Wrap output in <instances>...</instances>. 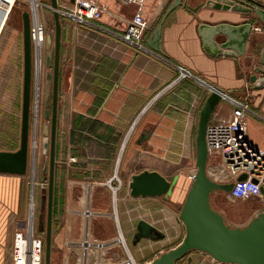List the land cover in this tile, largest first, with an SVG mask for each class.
I'll use <instances>...</instances> for the list:
<instances>
[{
    "label": "crops",
    "instance_id": "1",
    "mask_svg": "<svg viewBox=\"0 0 264 264\" xmlns=\"http://www.w3.org/2000/svg\"><path fill=\"white\" fill-rule=\"evenodd\" d=\"M40 1L47 9L50 0ZM73 2L57 0V7L68 8ZM99 2L105 11L87 25L75 24L59 14L53 201L57 207L64 204L73 212L81 211L83 187L93 185L89 205L101 214L91 220L93 239L109 241L120 234L137 264H151L176 248L185 236L180 210L176 208L182 206L189 182L182 170L175 169H186L195 161L199 113L211 94L208 88L247 103L256 117L260 115L254 110L264 109V86L254 89L250 82L252 75L264 82V73L255 72L264 48V24L246 13L204 9L201 1L195 0H183L166 15L173 0H164L161 5L158 0H146L143 16L149 30L144 35L145 50L138 51L119 39L136 7L121 0ZM32 3L37 5L35 0ZM42 11L40 19L44 24L50 16L54 20L52 11ZM34 15L37 20V8ZM163 19L158 53L147 43ZM220 23L252 24L243 56L213 57L205 52L198 26ZM179 69L190 76L183 78ZM230 109L229 103L220 101L213 115L224 118ZM143 172L157 173L173 183L171 194L132 197L131 179ZM105 183H119L121 187L113 196ZM97 190L104 194L105 201L94 195ZM257 211L256 215L262 213L264 207ZM111 213H115L116 220ZM70 217L79 222L78 215ZM95 218L115 221L118 233L106 234L103 225L94 223ZM141 220L164 238L135 243ZM74 229L68 223L67 232L71 234ZM116 250L122 253L121 248ZM9 262L0 256V264ZM175 264L221 263L205 253L191 251Z\"/></svg>",
    "mask_w": 264,
    "mask_h": 264
},
{
    "label": "water",
    "instance_id": "2",
    "mask_svg": "<svg viewBox=\"0 0 264 264\" xmlns=\"http://www.w3.org/2000/svg\"><path fill=\"white\" fill-rule=\"evenodd\" d=\"M183 0H173L166 15L177 8ZM201 1V7L213 11H231L234 13H246L253 16V20L264 24V0H195ZM54 18V49L51 46L50 37H46L45 44V105L44 119L50 120V125L43 127L42 153L48 157V185L46 196V227H45V251L44 264L51 262V235H52V209L54 190V166H55V128L57 109V82L59 66L60 23L57 10V0H50ZM22 51H23V78L22 99L20 116L19 147L14 152L0 151V174L10 176H24L27 172L28 162L32 172L34 171L35 150L32 147L29 152V120L30 99L32 84V47L30 29L31 16L27 12L22 13ZM164 19L160 21L151 35L148 46L158 53L161 52L160 36ZM2 13L0 12V25ZM252 24L229 25L220 23L217 25L200 24L198 33L202 39L205 52L213 57L228 56L241 57L245 54L247 40L251 34ZM35 63L37 51H35ZM40 60L38 64L40 66ZM259 66L256 73H264V48L259 58ZM37 77V75H36ZM250 82L253 88H262L264 82L256 80L252 75ZM221 90L215 89L207 97L200 113L196 133L195 150V179L191 183L185 199L182 203L179 220L185 229V236L181 243L174 249L160 255L151 264H175L191 251L205 253L214 261L221 264H264V212L253 218L243 228H232L225 223L223 216L214 211L210 206V197L214 192L229 193L232 184L219 185L212 182L206 173L207 150L205 145V131L210 117L221 101ZM30 154V155H29ZM47 172V163L43 173ZM245 175L237 180L243 181ZM173 183L166 181L157 173L143 172L135 175L129 184L132 197H161L168 196L173 190ZM43 228L39 227V232ZM164 235L147 222H138L134 235V242L142 239L159 241Z\"/></svg>",
    "mask_w": 264,
    "mask_h": 264
},
{
    "label": "rangeland",
    "instance_id": "3",
    "mask_svg": "<svg viewBox=\"0 0 264 264\" xmlns=\"http://www.w3.org/2000/svg\"><path fill=\"white\" fill-rule=\"evenodd\" d=\"M158 1L160 5L164 3V0ZM35 3L37 4V20L41 21L40 15L43 12L42 10H47L51 13V5L46 4L47 9H45L40 0H35ZM32 10V0H14L5 24L0 31V151L14 152L19 147L23 78L21 18L22 13L27 12L30 14L31 21L33 22L34 14ZM57 10L59 13L60 9L58 7ZM41 24L45 29V38L50 37L51 46L49 51L53 54L55 28L52 16H50L48 23L45 22L44 24L41 21ZM35 51H37V48L34 46L32 47V84L29 120V152L31 153L33 147L35 150L34 171L32 172L29 159L27 172L24 176L18 177L0 174V256L5 261H10L9 264H12L17 235H22L25 240L28 237L29 220L34 238L40 239L43 243V255L45 251L49 150L47 155L42 153V133L43 125H50V120H45L43 115L45 109V44L42 43L39 48V60L41 62L39 75L36 73ZM254 112L260 115L261 117H257L261 119L257 118L256 115L255 117L251 114L246 116L247 135L250 142L264 152V109L258 108ZM46 163L47 172L43 173ZM193 168H195V161H192L188 168L175 169V172L182 170L183 173L181 174L185 176L187 181V176ZM94 195L105 201L101 190H97ZM152 202L161 204L160 201ZM210 206L214 211L223 216L228 226L243 228L253 218L257 217L256 213L261 205L257 200L233 203L228 200L224 192L218 191L211 195ZM178 207L175 208L180 210L181 207ZM65 213L66 207H64V204L63 207L59 206V204L57 207L53 201L51 264H61L62 257L66 254L64 240H71L79 236V222H77V218L72 219ZM70 219L71 221H68V223H72V227H75L71 234L67 232L68 223L66 222ZM95 222L97 225L104 226L106 234L113 235L118 233L115 221L95 218ZM40 225L43 228L42 232H39ZM110 227L111 229H109ZM42 264H44V261Z\"/></svg>",
    "mask_w": 264,
    "mask_h": 264
},
{
    "label": "built area",
    "instance_id": "4",
    "mask_svg": "<svg viewBox=\"0 0 264 264\" xmlns=\"http://www.w3.org/2000/svg\"><path fill=\"white\" fill-rule=\"evenodd\" d=\"M121 1L135 6L136 12L127 20L124 32L119 39L136 50L143 51L145 50L144 35L149 30L148 21L143 16L146 0ZM104 11L105 8L99 0H74L70 7L59 10V14L69 18L75 24L87 25L97 21ZM33 20L30 38L37 48V44L41 46L44 43L45 29L39 20ZM179 71L183 78L190 76L182 69ZM208 90L213 92L215 88L209 87ZM220 96L221 101L231 105V109L224 118L212 114L206 126L207 176L219 185L232 184L230 192L225 193L231 202L243 203L257 200L264 207V152L250 142L246 130V116L255 115L250 111L247 103L236 101L225 93H220ZM195 174L196 168H193L187 176L189 187L195 179ZM242 175L246 178L238 181L237 179ZM103 185L111 190L113 196L121 187L119 183ZM92 186L89 184L83 187V210L73 212L66 209L67 215L79 217V236L74 241L64 242L66 254L63 256V264H137L128 252L122 235L119 234L109 241H98L91 236V220L101 215L92 210L89 205L88 196ZM110 217L116 220L115 213H111ZM68 221L70 220L66 222ZM28 231V240L23 239L22 235L16 237L12 264H42L44 261L43 243L40 239L34 238L30 220ZM19 240L23 241L22 256L17 247ZM118 248L122 249V253L116 250Z\"/></svg>",
    "mask_w": 264,
    "mask_h": 264
},
{
    "label": "bare ground",
    "instance_id": "5",
    "mask_svg": "<svg viewBox=\"0 0 264 264\" xmlns=\"http://www.w3.org/2000/svg\"><path fill=\"white\" fill-rule=\"evenodd\" d=\"M32 1L34 2V0H32ZM13 4H14V0H0V12L2 13V23L0 25V31L5 24L7 15H8L9 10ZM32 7H33V14H34V12H36L37 5H33V3H32ZM34 19L36 21L35 15H34ZM39 48H40V45L37 44L36 73L38 75L40 74V71H41V67L38 64V61L40 59L39 58ZM29 231H30V228H29ZM29 231H28V233H29ZM17 247L19 248V253L22 256L23 255L22 254V252H23V241L19 240L17 243Z\"/></svg>",
    "mask_w": 264,
    "mask_h": 264
},
{
    "label": "trees",
    "instance_id": "6",
    "mask_svg": "<svg viewBox=\"0 0 264 264\" xmlns=\"http://www.w3.org/2000/svg\"><path fill=\"white\" fill-rule=\"evenodd\" d=\"M182 259V258H181Z\"/></svg>",
    "mask_w": 264,
    "mask_h": 264
}]
</instances>
